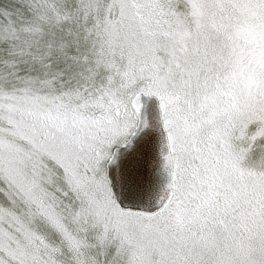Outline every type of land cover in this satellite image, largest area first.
Here are the masks:
<instances>
[{"label":"snow or ice","instance_id":"snow-or-ice-1","mask_svg":"<svg viewBox=\"0 0 264 264\" xmlns=\"http://www.w3.org/2000/svg\"><path fill=\"white\" fill-rule=\"evenodd\" d=\"M0 264H264V0H0Z\"/></svg>","mask_w":264,"mask_h":264}]
</instances>
